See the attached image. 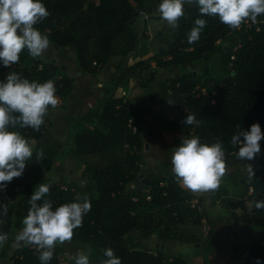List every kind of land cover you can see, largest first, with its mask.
Returning a JSON list of instances; mask_svg holds the SVG:
<instances>
[{
    "label": "trees",
    "instance_id": "1",
    "mask_svg": "<svg viewBox=\"0 0 264 264\" xmlns=\"http://www.w3.org/2000/svg\"><path fill=\"white\" fill-rule=\"evenodd\" d=\"M95 1L41 0L50 15L35 27L58 50H70L83 74L101 78L102 69L111 60L120 61L102 97L84 116L70 123V145L56 138L47 116L39 131L31 127L9 129L29 141L33 158L20 178L0 190V208L5 204L8 207V214L0 216V233L8 234V240L0 246V259L9 264H41L36 246L11 251V244L13 235L23 227L29 199L44 183L50 185V192L42 199L52 201L53 210L64 203L79 202L78 195L88 196L91 210L84 215L83 226L75 230L71 243L84 250L89 246L87 255L92 264L93 259L97 264L105 259L104 250L109 248L121 264H189L184 256L170 254L162 246L169 242L200 244L193 227L202 226L204 214L191 206L196 196L188 193L175 176H147L146 141L139 128L143 109L119 89L127 78L140 83L150 80L149 74L156 70L178 67L181 75L169 80L167 89L185 128L201 143L219 141L227 165L240 163L247 168L249 160L241 162L239 145L233 146L231 138L239 131H249L254 123L264 132V15L233 30L218 17L202 16L197 6H184L185 15L178 26L168 31L171 44L165 52L153 54L147 22L156 13L161 17L158 8L162 0H134V4L131 0ZM196 19H204L206 27L200 39L190 44L188 36ZM197 67L200 70L196 74ZM10 72L30 82L52 80L56 96L62 99L71 94L76 83L60 66L33 58L26 49L11 67L0 61V82H5ZM202 89H206V95ZM152 92L147 101L157 103L159 94ZM188 114L196 117L198 125L185 124ZM259 143L260 153L250 160L255 165L252 180L241 169L226 174V185L213 193L214 202L230 212L244 211L251 202L255 213L264 216V209L255 208L258 201H264V139ZM37 152L43 153L42 159L36 160ZM68 158L81 168L79 182L50 180L47 174L56 163ZM143 173L152 182L150 189L129 188ZM85 180L86 185L81 186ZM154 237L159 247L152 250L149 241ZM232 243L239 264H264V234L246 246ZM65 252L64 244H58L49 264H75L76 257L67 262L61 259Z\"/></svg>",
    "mask_w": 264,
    "mask_h": 264
},
{
    "label": "clouds",
    "instance_id": "2",
    "mask_svg": "<svg viewBox=\"0 0 264 264\" xmlns=\"http://www.w3.org/2000/svg\"><path fill=\"white\" fill-rule=\"evenodd\" d=\"M197 6L202 16L218 17L230 29L239 30L242 25L264 15V0H162L158 11L161 19L170 27H177L185 15L184 5ZM50 13L41 0H0V61L5 67L19 62L25 49L33 58L42 57L50 48V40L43 35L37 24ZM144 15V13H141ZM204 19H196L188 42L200 39ZM59 99L52 80L43 83L30 82L20 74L10 72L5 82H0V190L14 178H20L26 163L33 158V146L20 132L9 129L27 128L39 131L44 124L49 108H57ZM194 115L188 114L186 125H198ZM241 137L243 139H241ZM264 132L258 123L251 125L249 131H239L231 138L233 146L239 145L237 153L241 160H253L260 153V141ZM43 158L42 152L36 153V160ZM172 172L183 188L193 194L215 193L222 185L227 174V164L223 145L217 141L211 145L201 143L198 137H184L173 150L171 157ZM250 175L253 167L247 164ZM87 181H81V186ZM50 192L49 184H40L28 203L30 208L24 217L23 227L15 237L17 248L36 246L40 251L41 264H49L56 246L71 243L75 230L82 227L84 215L91 210L87 195L77 196V201L64 203L53 210V203L42 199ZM257 209H264V201H258ZM8 214L7 205L0 208V216ZM8 240L7 233H0V246ZM105 259L99 264H121L112 249H105ZM75 264H92L85 253L75 258Z\"/></svg>",
    "mask_w": 264,
    "mask_h": 264
},
{
    "label": "crops",
    "instance_id": "3",
    "mask_svg": "<svg viewBox=\"0 0 264 264\" xmlns=\"http://www.w3.org/2000/svg\"><path fill=\"white\" fill-rule=\"evenodd\" d=\"M184 6L188 5L185 4ZM152 41L154 43V41L158 40L151 37V39H149V42ZM151 44L150 49L152 47ZM41 58L44 61H54V63L60 66L67 75L73 77L76 81L75 87L71 94L66 99L58 97L59 104L57 108L52 109L50 107L48 115H46L47 118L52 122L51 131L54 132V134L57 136V134L55 133V122L56 124L57 122L60 124L66 123L69 130L68 132H70V123L84 116L94 106L96 100L102 97L103 88L110 87L111 83L107 85V82H110L115 70L118 67L117 58L111 60L102 69L100 74V76L102 75L101 78H95L93 76L83 74L80 71L79 66L76 63L70 50H58L52 44H50V48ZM152 66L153 68H155V64H152ZM169 70L176 71L177 73V75H175V77H173L172 79H176L181 75V70L178 67L159 69L152 73L162 74L163 72ZM126 80L124 84L126 83ZM124 84L119 89L122 93L124 92ZM159 93L165 94V90L159 88ZM124 95L126 96V93ZM126 97L135 106L143 109V112L141 114V124L139 128L141 129L146 141V147L144 150V155L147 161V164L144 168L145 173L147 174V176L149 175L151 177L152 175L174 176L171 165L173 150L180 145L184 137L187 136L191 138L193 133L185 128L181 114L175 112L173 107V100L171 99V105H168L163 102V99L160 96L157 103L147 101L146 98V100H144L141 104H135L133 102L132 96L127 95ZM165 110H167L166 113ZM163 114H167L166 120L165 118H163ZM158 117L163 120V123L160 119H158ZM164 121H166V123H164ZM61 142L64 143L63 141ZM244 161H246V159L241 160V162ZM72 163H74V161L69 158L66 159L63 163H56L52 170H56L57 179L55 180V182L71 183L76 181L72 177V174L74 172ZM65 166L66 168H64ZM68 167L70 168V170H72L71 174L68 173V176H64L63 170L68 169ZM245 168L246 167H244L240 163H237L236 168L231 172H227V174L234 173L242 169L244 171L246 170L247 175V168ZM76 169L80 171L81 174V168L78 164ZM227 180L228 179L224 177L222 185H226ZM186 191L191 195L196 196L197 199L193 200L192 202H195L196 207L199 209V211L202 212V214H204V219L201 222L203 224H207L206 226L208 230L212 232V228L217 225L220 226L219 221L225 218L226 227L228 231H230L231 236H227L228 233L224 236V250H222V247L219 246V240L211 239V232L209 231V233L205 235V239L202 244L200 243L192 245L180 242H169L166 244V246L163 245L162 249H166L168 253L180 254V247L178 244H181L183 249L187 250V254L191 255V253H194L198 256V259H192L193 262H188L189 264H214L211 263L212 260L214 262L216 261L215 264H234L233 259L231 260V248L229 249V247H233L232 242L236 241L240 246H246L251 241L260 238L264 234V216L255 213L251 202L247 203V209L244 211L236 210L230 212L224 206H222L220 202H214L213 193L197 195L193 194L189 190ZM247 213H250L251 221H245L244 223V219H247ZM14 235L12 241L14 239ZM149 245L151 246V248L159 247L157 238L154 237L153 239H151L149 241ZM85 249L86 253L90 252L91 250L89 246H87ZM234 254L237 258L236 264H239V256L235 253V251Z\"/></svg>",
    "mask_w": 264,
    "mask_h": 264
},
{
    "label": "rangeland",
    "instance_id": "4",
    "mask_svg": "<svg viewBox=\"0 0 264 264\" xmlns=\"http://www.w3.org/2000/svg\"><path fill=\"white\" fill-rule=\"evenodd\" d=\"M155 16L156 17H154L152 19L149 18L148 22H147L148 23V28H149L148 29V34H149L150 39H151V37H153L154 39L158 40V41H154V43H153V41L149 42V45L151 43H153V44H151L152 47L150 49L151 53H153V54H157L158 50H160L161 47L164 48L162 52H165L167 50V47L171 44L170 33L168 32L171 27L166 23V21L161 19V17L160 18L158 17V13H156ZM157 17L159 19H157ZM138 25H141V21L138 23ZM159 37H163V38H159ZM138 59H140V58H138ZM119 61H120V59L117 58V63L118 64H119ZM131 62H135V60H133ZM175 75H177V73H176V71H173V70H169V71L163 72L162 74L150 73L149 74V76L151 77L150 80H148V81H146V80L143 81L142 80L140 83H138V81L136 79L128 78L126 80V83L124 84V88H123L124 92L123 93L124 94L126 93V96L127 95L132 96L133 102L135 104H139V103L141 104L144 100H146V98H148L149 93L151 91H153L154 94H156L155 92H157V94H159V97L161 96V98L163 99V102L165 104L171 105V101H170L171 100V93L168 91L167 87H168L169 80H171L173 77H175ZM107 83H108L107 85H109V82H107ZM159 88H162V90H165V94H160L159 93ZM166 112H167V110H165V113ZM166 115L167 114H163V118H165V120H166ZM158 119H160L161 122L163 123V120L160 117H158ZM164 123H166V121H164ZM68 131L69 130H68V127H67L66 123L60 124V123L57 122V124H56V122H55V133L57 134V136L54 134V132H53V134L56 136V138L58 140L63 141L66 145H70L72 143V140L70 138V132H68ZM247 164H251L252 165L253 172L255 174V165H254V163L250 162V161H247ZM247 164H246V166H247V169H248V165ZM236 165H237V163L228 164L227 165V172L233 171L236 168ZM72 166L74 168L73 169L74 172L72 174V177L74 178V180L79 182L80 171H78L76 169L77 168V163H75V162L72 163ZM64 168H66V166ZM69 170H70L69 167H68V169L63 170L64 176H68V173L71 174L72 170H70V171ZM47 177L50 180L55 181L57 179L56 170L52 171L51 173H48ZM246 177L248 178V180H252L254 175L253 176L250 175L249 172L247 171ZM140 183H143V182L140 180ZM128 187L129 188L137 187L139 189V185H137V184L135 185L134 183H130L128 185ZM141 190L146 191L145 189H141ZM246 217H247V219L246 220L244 219V223H245V221H251L250 213H247ZM219 224L222 227V230H221V227L219 225H217V226H214L212 228V232L210 230H208V228L206 226L207 224H203L202 223L201 227H193V230L201 238V244L204 242L205 235L208 234L209 231H210L211 232V237H212L211 239L219 240L220 241L219 246L222 247V250L225 249L224 248V246H225V244H224L225 243L224 236L227 233H228L227 236H231V233H230V231H228V229L226 227L225 218L220 220ZM19 231H17L16 234L14 235V239H13L12 244H11V251H13V250H15L17 248L16 244H15V237L19 233ZM233 236H234V233H233ZM228 240H229V238H228ZM178 245L180 247L179 248L180 255L184 256L185 259L188 262H191V261L193 262L194 259H198L197 255H195L194 253H191V255L187 254V250L183 249L181 244H178ZM64 247H65L66 252L61 256V259L64 262H67L69 259H71L73 257H77L80 253L87 254L84 249L78 248L73 243H65ZM230 248H231L230 252H232L231 260L233 259L234 264H236V262H237L236 259L237 258H236L235 254H234L233 247L231 246V247H229V249ZM154 249H155V247H152V250H154ZM195 252H197V251H195ZM190 257H192V258H190ZM93 262H95L94 264H97V261H93ZM211 263L215 264L216 261L214 262L212 260ZM0 264H9V263L6 260L0 259Z\"/></svg>",
    "mask_w": 264,
    "mask_h": 264
},
{
    "label": "water",
    "instance_id": "5",
    "mask_svg": "<svg viewBox=\"0 0 264 264\" xmlns=\"http://www.w3.org/2000/svg\"><path fill=\"white\" fill-rule=\"evenodd\" d=\"M176 30H177V28H176ZM141 47V46H140ZM56 48V47H55ZM57 49V48H56ZM163 47H161L160 48V51L162 52L163 51ZM207 58L209 57V56H206ZM53 63H54V61H53ZM208 68L207 67H205V70H207ZM140 180L143 182V183H140ZM242 182H243V180H241ZM151 180L149 179V178H146L145 177V175L144 174H142L141 176H140V179L139 180H137L136 181V184L137 185H139V190H141V189H145L146 191H148L149 189H150V187H151ZM94 261H97L96 259H94Z\"/></svg>",
    "mask_w": 264,
    "mask_h": 264
},
{
    "label": "built area",
    "instance_id": "6",
    "mask_svg": "<svg viewBox=\"0 0 264 264\" xmlns=\"http://www.w3.org/2000/svg\"><path fill=\"white\" fill-rule=\"evenodd\" d=\"M95 2L98 3V0H96ZM131 2H132L133 4L135 3L134 0H131ZM201 93L204 94V95H206V94H207L206 89H202V90H201ZM183 110H184V112H187L186 109H183ZM137 129H138L137 127H132L133 132H136ZM190 204H191V206H192L193 208L196 207V203H195V202H190Z\"/></svg>",
    "mask_w": 264,
    "mask_h": 264
},
{
    "label": "flooded vegetation",
    "instance_id": "7",
    "mask_svg": "<svg viewBox=\"0 0 264 264\" xmlns=\"http://www.w3.org/2000/svg\"><path fill=\"white\" fill-rule=\"evenodd\" d=\"M219 45H220V43H219ZM223 48L226 49V47H223ZM214 53H216V52H214ZM207 56H208V55H207ZM206 59H207V60H210V56H209L208 58L206 57ZM215 60H216V58L214 57V58H213V61H215ZM210 64H211V63H210ZM210 64H209V65H210ZM205 67H207V66H206V65L203 66L204 70H205ZM207 68H208V67H207ZM196 70H197V71H196V74H197V72L199 73V70H200L199 67H197ZM205 71H207V70H205Z\"/></svg>",
    "mask_w": 264,
    "mask_h": 264
}]
</instances>
